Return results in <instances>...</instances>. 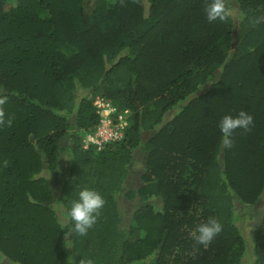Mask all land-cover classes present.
<instances>
[{"label": "trees", "instance_id": "trees-1", "mask_svg": "<svg viewBox=\"0 0 264 264\" xmlns=\"http://www.w3.org/2000/svg\"><path fill=\"white\" fill-rule=\"evenodd\" d=\"M225 4L209 22L205 0H0L3 259L264 264V0ZM96 97L129 112L100 148L84 142ZM241 110L253 123L225 148L218 122ZM83 187L105 203L81 236L66 212ZM209 218L222 227L203 246Z\"/></svg>", "mask_w": 264, "mask_h": 264}, {"label": "clouds", "instance_id": "clouds-1", "mask_svg": "<svg viewBox=\"0 0 264 264\" xmlns=\"http://www.w3.org/2000/svg\"><path fill=\"white\" fill-rule=\"evenodd\" d=\"M204 14L209 22L223 21L231 15V10L226 6L225 0H205ZM252 123V115L243 110L236 115H223L218 122L221 144L225 148H230L233 143L234 130H247ZM104 203L103 196L97 190L88 187L81 188L67 208L66 218L71 222L70 232L81 236L86 235L95 224ZM221 227L218 220L209 218L206 222L197 225L193 234L194 239L198 244L206 246L221 231Z\"/></svg>", "mask_w": 264, "mask_h": 264}, {"label": "built area", "instance_id": "built-area-1", "mask_svg": "<svg viewBox=\"0 0 264 264\" xmlns=\"http://www.w3.org/2000/svg\"><path fill=\"white\" fill-rule=\"evenodd\" d=\"M93 105L99 115V123L86 134L85 144L92 143L100 148L108 142L120 140L127 125L128 111L117 112L116 108L102 97H96Z\"/></svg>", "mask_w": 264, "mask_h": 264}, {"label": "rangeland", "instance_id": "rangeland-1", "mask_svg": "<svg viewBox=\"0 0 264 264\" xmlns=\"http://www.w3.org/2000/svg\"><path fill=\"white\" fill-rule=\"evenodd\" d=\"M139 159H140V155L138 152H136L134 155V160L131 164V170H130L129 177H128V183L130 186H135V184L138 183V176H139L138 175V169H139L138 160ZM119 202L123 210L124 219L129 220L132 216V211H133L132 205L134 204L135 201H132V200L127 201V199L120 198ZM263 206H264V200H262L259 204V207H263ZM249 224H251V222H249ZM249 224L244 223L243 225H241L247 237H248L247 233L250 231V228H251ZM0 262L1 264H11L8 260L3 259L1 256H0Z\"/></svg>", "mask_w": 264, "mask_h": 264}]
</instances>
